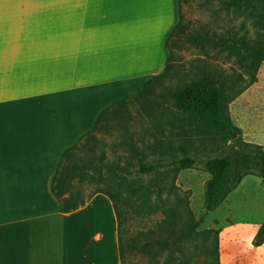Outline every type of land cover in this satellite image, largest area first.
Instances as JSON below:
<instances>
[{
	"label": "crops",
	"instance_id": "1",
	"mask_svg": "<svg viewBox=\"0 0 264 264\" xmlns=\"http://www.w3.org/2000/svg\"><path fill=\"white\" fill-rule=\"evenodd\" d=\"M180 0H0V264H121L111 200L64 212L63 154L161 75ZM225 233L221 264H264L259 227Z\"/></svg>",
	"mask_w": 264,
	"mask_h": 264
},
{
	"label": "trees",
	"instance_id": "2",
	"mask_svg": "<svg viewBox=\"0 0 264 264\" xmlns=\"http://www.w3.org/2000/svg\"><path fill=\"white\" fill-rule=\"evenodd\" d=\"M181 2L180 22L168 39L170 55L165 71L148 81L143 92L134 100L118 101L105 109L98 117L95 128L85 134L74 147L65 151L52 180V194L64 212L84 206L99 193L111 200L118 223L121 264H132L134 253L142 256L145 264H221L218 250L214 253V259L207 261L206 257L202 259L198 251L186 249L188 243H193L199 235L202 219L196 220L192 212L188 211L186 220L182 221L172 208L153 205V199L163 202L160 183L154 180L156 176L173 173L176 178L181 171L202 165L210 175L205 186L206 213L217 211L249 175H257L264 185V147L244 141L242 130L233 123L229 111V104L257 83L259 69L264 64V44L252 45L243 38L221 37L204 24H200L196 34H190L189 23L183 21ZM223 5L227 10L259 8L262 13L259 14L258 23L264 34V0H229ZM181 39L210 44L213 49L227 53L228 58H234L239 69L228 72L208 65L205 60H198L194 63V78H185L176 85H164L163 82L171 77L173 46ZM155 86H161L162 90L150 98ZM135 106L141 108L150 121L149 126L143 129L156 140L158 151L151 160L150 156L141 152L140 145H147L145 139L141 138L142 134L125 129L116 147L124 148L131 154L130 166L114 167V170L119 171L118 175L115 172V175L104 177L96 171V158L90 156L94 152L93 145L98 143L97 135L111 113ZM174 133H180L182 137L172 140ZM208 136L232 141V150L220 157H199L190 148L193 144L191 139ZM166 139L170 140L169 143L161 145V141ZM98 162L104 166L103 157ZM89 169L95 173L89 176ZM127 176L132 177L131 182L126 181ZM117 178L119 183L113 188ZM90 179L98 182L99 187L88 198H84L77 186ZM123 186H126L125 192L121 190ZM134 198L140 201L138 205L133 206L131 201ZM123 206L130 207L134 214L144 211L148 215L161 213L163 219L155 230L141 232L127 240ZM262 244L264 223L259 227L254 240L255 246ZM171 248H175V252L171 251L164 258L163 253Z\"/></svg>",
	"mask_w": 264,
	"mask_h": 264
},
{
	"label": "rangeland",
	"instance_id": "3",
	"mask_svg": "<svg viewBox=\"0 0 264 264\" xmlns=\"http://www.w3.org/2000/svg\"><path fill=\"white\" fill-rule=\"evenodd\" d=\"M226 1L229 0H182L183 21L189 23L190 34H196L200 24H204L209 25L210 29L221 37L233 36L238 39L243 38L252 45L264 44L263 29L258 23L259 14L262 13L260 9L227 10L223 5ZM198 60H205L208 65L228 72L239 69L234 58H228L227 53L213 49L210 44L181 39L173 46L171 77L163 84L176 85L185 78H194L196 74L194 63ZM161 90V86H155L149 97L157 96ZM229 111L233 123L242 130L244 141L264 147V64L259 69L257 83L232 101L229 104ZM149 124L150 121L138 106L121 110L119 113H111L103 122L101 131L97 135L98 143L93 145L94 152L90 154V151H87L93 159L96 158L95 166L98 165L96 171L104 177H110L115 175V172L119 173L118 170H114V167L129 168L132 161L131 154L124 148L116 147L120 144L125 129L142 134L141 138L145 139L147 145H140L141 152L150 156L152 160L158 148L155 145L156 140L147 135L143 129ZM172 136V140L182 137L180 133H174ZM186 136L192 137L191 134ZM191 140L193 142L191 150L204 159L223 156L233 148L232 141L217 136ZM169 141L163 140L161 145L166 146ZM100 157H103L104 166L97 163ZM94 173L95 171L89 169V176ZM131 178L127 176L126 181L131 182ZM209 179L210 175L200 164L194 169L181 171L176 178L173 173L167 176H156L154 180L160 183L163 202L154 199L152 201L153 205L172 208L182 221L186 220L188 211L192 212L196 220H203L198 229L199 235L193 243H188L186 249L191 252L198 251L202 259L206 257L207 261L214 259V253L216 250L219 251L222 236L225 233H231L239 225L245 230H253L264 221V185L257 175L245 177L240 186L214 213H206L205 210V186ZM144 180L148 179L144 178ZM97 183L90 179L78 185L77 188L84 198H88L99 187ZM118 183L117 178V182L112 187L116 188ZM125 189L126 186L121 188L123 192ZM131 202L133 206L140 203L135 198ZM122 210L126 216L125 237L127 240H131L141 232L155 230L163 219L161 213L148 215L144 211L141 214H134L128 206H123ZM171 251L175 252V248L165 251L163 257L165 258ZM141 257L134 253L132 264H145V259Z\"/></svg>",
	"mask_w": 264,
	"mask_h": 264
},
{
	"label": "water",
	"instance_id": "4",
	"mask_svg": "<svg viewBox=\"0 0 264 264\" xmlns=\"http://www.w3.org/2000/svg\"><path fill=\"white\" fill-rule=\"evenodd\" d=\"M232 137H233V138H236V136H234V135H233Z\"/></svg>",
	"mask_w": 264,
	"mask_h": 264
}]
</instances>
